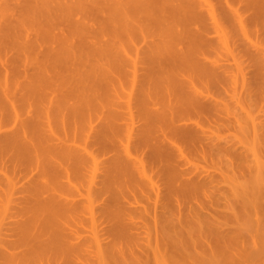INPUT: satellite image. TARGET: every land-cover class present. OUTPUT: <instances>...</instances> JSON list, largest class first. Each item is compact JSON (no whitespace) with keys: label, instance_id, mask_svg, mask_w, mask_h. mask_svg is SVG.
<instances>
[{"label":"rangeland","instance_id":"1","mask_svg":"<svg viewBox=\"0 0 264 264\" xmlns=\"http://www.w3.org/2000/svg\"><path fill=\"white\" fill-rule=\"evenodd\" d=\"M0 264H264V0H0Z\"/></svg>","mask_w":264,"mask_h":264},{"label":"bare ground","instance_id":"2","mask_svg":"<svg viewBox=\"0 0 264 264\" xmlns=\"http://www.w3.org/2000/svg\"><path fill=\"white\" fill-rule=\"evenodd\" d=\"M211 11H212V10H211ZM211 11H210V12H211ZM211 14H212V12H211ZM213 16H214V15H213ZM212 18H213V17H212ZM213 19H215V18H213ZM222 37H223V36H222ZM222 37H221V41H222ZM223 39H224V37H223ZM224 40H225V39H224ZM218 41H219V40H218ZM226 41H228V40H226ZM223 43H224V41H223ZM224 44H226V42H225ZM213 64H214V63H213ZM204 65H206V64H204ZM211 65H212V64H211ZM211 65H210L209 67H212ZM218 65H219V64H218ZM224 69H225V68H224ZM211 70H212V69H211ZM211 70H210V71H211ZM134 71H135V70H134ZM213 71H215V69H214ZM204 72H206V70H205ZM240 74H241V73H240ZM237 75H238V74H237ZM233 76H234V75H233ZM238 76H239V75H238ZM234 78H235V77H234ZM237 78H239V77H237ZM236 80H237V79H236ZM242 80H243V79H242ZM242 80H241V81H242ZM234 81H235V79H234ZM239 83H241V82H239ZM239 83H238L237 85H239ZM235 84H236V83H235ZM3 93H4V91H3ZM4 97H5V96H4V94H3V98H4ZM140 98H141V97H140ZM4 99H6V97H5ZM139 100H140V99H139ZM139 103H140V102H139ZM196 103L199 104L198 102H196ZM5 104H6V103H5ZM7 105H8V103H7ZM4 106H5V105H4ZM196 106H197V105H196ZM199 106H200V104H199ZM202 106H203V104H202ZM254 123H255V122H254ZM254 123H253V124H254ZM254 125H255V124H254ZM7 144H9V141H8ZM94 161H95V160H94ZM94 161H93V162H94ZM137 165H138V164H137ZM138 167H140V166H138ZM138 167H137V168H138ZM137 168H136V169H137ZM142 168H143V165H142ZM143 169H144V168H143ZM137 170H138V169H137ZM144 170H145V169H144ZM139 171H140V170H139ZM140 173H141V172H140ZM140 173H139V174H140ZM143 173H144V172H143ZM141 174H142V173H141ZM141 174H140V177H142ZM142 179H143V178H142ZM147 182H148V180H147ZM153 185H154V184H153ZM153 185H152V186H153ZM155 185H157V184H155ZM153 189H154V188H153ZM157 190H158V189H157ZM157 193H158V192H157ZM49 196H52V195H49ZM49 196H48V198H49ZM51 198L53 199V197H50L49 199H51ZM54 199H55V198H54ZM54 199H53V200H54ZM86 200H87V199H86ZM48 201H49V200L47 199L46 202H48ZM54 201H56V200H54ZM52 202H53V201H52ZM52 202H51V204H54V203H52ZM57 203H58V202H57ZM45 204H48V203H45ZM55 204H56V202H55ZM58 204H60V203H58ZM64 204H65V203H64ZM64 204L62 203L63 206H66V205H67V204H65V205H64ZM49 205H50V204H49ZM60 205H61V204H60ZM62 205H61V206H62ZM90 205H91V204H90ZM54 206H56V205H54ZM54 206L51 205L50 207H54ZM74 206H75V205H74ZM74 206H72V207H74ZM48 207H49V206H48ZM65 208H66V207H65ZM67 208H68V207H67ZM126 215H127V214H126ZM65 237H66V239H67L68 236L65 235ZM66 239H65V240H66ZM91 239H92V238H91ZM67 240H68V239H67ZM67 240H66V241H67ZM72 241H73V240H71L70 242H72ZM97 241H98V240H97ZM97 241H96V243L99 242V241H98V242H97ZM81 242H82V241H81ZM81 242H80V243H81ZM83 242H84V240H83ZM92 242H93V241H92ZM72 243H73V242H72ZM77 243H79V241H78ZM77 243L75 242L74 245H78ZM69 244H70V243H69ZM69 244H68V245H69ZM85 244H86V247H87V245H92V244H87V241H86ZM74 245H73V246L70 245V246H71V247H74ZM66 246H67V242H66ZM83 246H84V243H83ZM95 246H96V245H95ZM71 247H70V249H71ZM77 247H79V246H77ZM84 247H85V246H84ZM84 247H83V250H84ZM88 247H89V246H88ZM88 247H87V248H88ZM68 248H69V247H68ZM75 248H76V247H75ZM87 248H85V250H86ZM72 250H74V249L72 248L71 251H72ZM80 250H81V249H80ZM68 251H69V249H68ZM74 251H76V250H74ZM74 251H73V252H74ZM77 251H78V250H77ZM81 251H82V250H81ZM81 251H79V253H80ZM73 252H71V254H72ZM67 253H69V255H71L70 252H67ZM74 253H77V252H74ZM74 253H73V254H74ZM82 253H83V252H82ZM84 253H85V252H84ZM69 255H68V256H69ZM71 256H72V255H71ZM75 256H76V255H75ZM70 258H71V257H70ZM76 258H77V257H76ZM73 259H75L74 256H73L72 260H73ZM73 261H74V260H73Z\"/></svg>","mask_w":264,"mask_h":264}]
</instances>
